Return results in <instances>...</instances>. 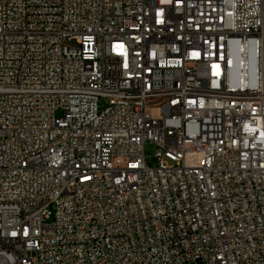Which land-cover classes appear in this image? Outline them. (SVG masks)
Instances as JSON below:
<instances>
[{
	"label": "built area",
	"instance_id": "2783aa9c",
	"mask_svg": "<svg viewBox=\"0 0 264 264\" xmlns=\"http://www.w3.org/2000/svg\"><path fill=\"white\" fill-rule=\"evenodd\" d=\"M0 264H264V0H0Z\"/></svg>",
	"mask_w": 264,
	"mask_h": 264
},
{
	"label": "bare ground",
	"instance_id": "6f19581e",
	"mask_svg": "<svg viewBox=\"0 0 264 264\" xmlns=\"http://www.w3.org/2000/svg\"><path fill=\"white\" fill-rule=\"evenodd\" d=\"M192 45H200V38H192ZM209 71H201L199 73V81H208ZM50 172H57V165H50ZM41 174H48V160H41Z\"/></svg>",
	"mask_w": 264,
	"mask_h": 264
},
{
	"label": "rangeland",
	"instance_id": "374dc122",
	"mask_svg": "<svg viewBox=\"0 0 264 264\" xmlns=\"http://www.w3.org/2000/svg\"><path fill=\"white\" fill-rule=\"evenodd\" d=\"M147 151L150 154V156L152 157L153 156V150L150 147H148ZM151 157H150V159H151Z\"/></svg>",
	"mask_w": 264,
	"mask_h": 264
}]
</instances>
